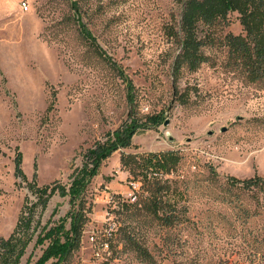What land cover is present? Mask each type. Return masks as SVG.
I'll list each match as a JSON object with an SVG mask.
<instances>
[{
    "label": "rangeland",
    "instance_id": "rangeland-1",
    "mask_svg": "<svg viewBox=\"0 0 264 264\" xmlns=\"http://www.w3.org/2000/svg\"><path fill=\"white\" fill-rule=\"evenodd\" d=\"M79 2L83 22L124 77L82 36L71 0H0V237L13 233L26 198L36 201L16 176L17 153L29 180L37 173L40 186L68 185L86 149L128 119L131 82L134 112L162 123L104 162L86 194L92 212L81 247L61 264H149L126 245L130 229L154 264H264V195L229 186L230 177H264V79L251 82L224 45L227 35L245 34L239 14L202 27L213 40L208 61L176 75L175 0ZM165 150L183 156L172 178L187 209V220L170 228L121 205L141 188L122 168V153ZM70 210V196L50 199L21 264L36 263L48 246L35 245L42 228Z\"/></svg>",
    "mask_w": 264,
    "mask_h": 264
},
{
    "label": "trees",
    "instance_id": "trees-1",
    "mask_svg": "<svg viewBox=\"0 0 264 264\" xmlns=\"http://www.w3.org/2000/svg\"><path fill=\"white\" fill-rule=\"evenodd\" d=\"M175 1L181 8L180 25L179 30L169 28V35L176 38L181 47L174 64L176 75L183 69L197 71L208 61L204 49L212 44L213 40L208 34L203 36L202 30L227 21L231 13H238L245 34L227 35L224 45L229 49L230 60L243 69L251 82L264 79V0ZM71 5L82 36L99 57L124 77L121 67L108 55L83 22L79 0H71ZM202 27L204 29H201ZM0 75L2 76L1 69ZM133 92L134 86L130 82L128 102L131 112L128 119L116 131L110 133L105 141H98L86 149L83 164L73 171L68 185L56 181L40 186L37 184V173H34L33 180H29L22 169L23 155L21 152L17 153L16 176L27 183L36 201L27 197L13 233L8 238L0 237V264H21L28 246L34 240L35 231L41 227V219L36 221V216L39 214L41 217L50 199L57 193L63 197L70 196L71 210L57 222H49L42 228L35 245L39 247L48 243V246L35 264H48L51 260L56 261L53 264H61L80 249L85 227L90 221L89 214L92 212L86 194L93 179L100 174L102 165L117 151L131 148L133 138L138 133L162 123L160 115L150 116L145 120L138 117L134 112L136 101ZM53 96L50 112L54 109L56 100L55 93ZM182 161L183 156L177 150L143 154L122 153V168L129 172L132 181L141 183L140 191L135 193L136 200L124 201L121 204L123 209L136 218L150 217L167 228L184 223L187 220V209L181 205L182 193L176 186L177 181L172 178ZM229 186L252 192L257 199L258 194L264 195V177L259 175L244 180L230 177ZM124 239L139 260L149 264L155 263L154 256L134 230L126 231Z\"/></svg>",
    "mask_w": 264,
    "mask_h": 264
},
{
    "label": "built area",
    "instance_id": "built-area-1",
    "mask_svg": "<svg viewBox=\"0 0 264 264\" xmlns=\"http://www.w3.org/2000/svg\"><path fill=\"white\" fill-rule=\"evenodd\" d=\"M24 7L26 8V10H28V6L26 3H24Z\"/></svg>",
    "mask_w": 264,
    "mask_h": 264
}]
</instances>
